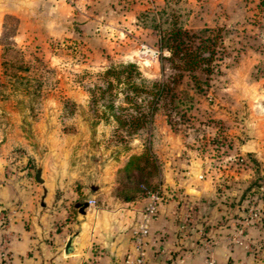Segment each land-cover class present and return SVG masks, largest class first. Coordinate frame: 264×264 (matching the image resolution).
<instances>
[{
  "label": "rangeland",
  "instance_id": "obj_1",
  "mask_svg": "<svg viewBox=\"0 0 264 264\" xmlns=\"http://www.w3.org/2000/svg\"><path fill=\"white\" fill-rule=\"evenodd\" d=\"M172 15L191 32L222 29L225 58L202 92H193L187 77L176 84L179 97L192 98L184 116L166 99L151 127L119 144L110 126L92 125L84 74L131 62L145 78L172 83L158 33ZM9 63L30 67L40 80L33 83L37 97L11 88ZM146 150L156 169L141 161L124 172L130 157ZM6 167L46 168L67 177L75 202L93 194L99 205L108 197L131 203L121 198L146 180L160 202L177 208L185 175L202 174L212 181L213 194L201 201L215 226L227 222L235 232L251 207L260 208L263 225L264 0H0V184ZM190 212L181 227L191 223ZM247 241L252 254L262 249Z\"/></svg>",
  "mask_w": 264,
  "mask_h": 264
},
{
  "label": "crops",
  "instance_id": "obj_2",
  "mask_svg": "<svg viewBox=\"0 0 264 264\" xmlns=\"http://www.w3.org/2000/svg\"><path fill=\"white\" fill-rule=\"evenodd\" d=\"M35 175L25 167H6V181L0 184V264H135L131 232L148 201L120 203L108 197L99 205L89 194L82 203L75 202L64 182L67 177H55L43 168L38 183ZM204 178L185 175L177 186L183 188L178 208L174 201L158 203L146 240V264H206L205 246L215 264H264V224L254 226L246 237L260 244L259 252L233 244L234 230L226 227L225 219L226 225L215 226L214 212L211 216L201 201L213 194L212 181ZM89 199L95 200V208H85ZM188 211L192 220L183 228L181 219ZM77 230V252L66 256L64 247Z\"/></svg>",
  "mask_w": 264,
  "mask_h": 264
},
{
  "label": "trees",
  "instance_id": "obj_3",
  "mask_svg": "<svg viewBox=\"0 0 264 264\" xmlns=\"http://www.w3.org/2000/svg\"><path fill=\"white\" fill-rule=\"evenodd\" d=\"M166 23L167 28L158 32L159 44L168 51V56L162 60L174 72L172 83L145 78L138 66L131 62L84 74L88 82L85 92L93 116L92 125L104 123L110 126L111 138L119 144H126L142 130L151 127L160 105L166 99L173 111L184 116L193 105L192 98L188 94L179 97L176 84L187 77L192 82L193 92H202L208 77L218 70V63L225 58L222 29H202L198 32L184 30L174 15ZM17 67L19 72H12ZM17 67L14 63L6 64V76L11 88L29 97H37L39 87L34 88L33 83L40 80L28 74L29 66L21 64ZM141 161L153 170L156 169L152 156L146 150L144 154L130 157L124 172L128 173L135 162ZM134 170L142 174L146 171L145 166L139 164ZM147 185L148 182L142 180L136 189L121 199L124 202H134L157 192L155 189L148 191Z\"/></svg>",
  "mask_w": 264,
  "mask_h": 264
},
{
  "label": "built area",
  "instance_id": "obj_4",
  "mask_svg": "<svg viewBox=\"0 0 264 264\" xmlns=\"http://www.w3.org/2000/svg\"><path fill=\"white\" fill-rule=\"evenodd\" d=\"M160 200L161 196L158 191L149 196L148 203L140 214L139 222L131 232L136 252L134 260L135 264H146V240L149 237L150 224L155 216L157 205ZM95 206L96 202L94 199H89L85 203V208L87 209L95 208ZM262 221L263 213L260 208L251 207L248 210L247 215L239 221L238 224H236L235 232L232 238L233 244L243 247L247 252L252 253L251 243L247 241L246 233L250 227L262 224ZM204 251L206 253V264H215L214 260L209 257V246H205Z\"/></svg>",
  "mask_w": 264,
  "mask_h": 264
},
{
  "label": "water",
  "instance_id": "obj_5",
  "mask_svg": "<svg viewBox=\"0 0 264 264\" xmlns=\"http://www.w3.org/2000/svg\"><path fill=\"white\" fill-rule=\"evenodd\" d=\"M40 173H41V170L38 169L37 172H36V175H35V178H36V181L38 183H41V179H40ZM80 235V231L77 230L76 232H74L73 235H71L64 247V255L66 256H71V255H74L76 254L77 252V245L74 243V241L76 240V238Z\"/></svg>",
  "mask_w": 264,
  "mask_h": 264
}]
</instances>
